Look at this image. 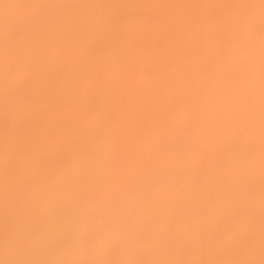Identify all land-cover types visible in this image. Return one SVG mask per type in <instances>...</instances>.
Segmentation results:
<instances>
[{
    "label": "bare ground",
    "instance_id": "1",
    "mask_svg": "<svg viewBox=\"0 0 264 264\" xmlns=\"http://www.w3.org/2000/svg\"><path fill=\"white\" fill-rule=\"evenodd\" d=\"M76 199L85 264H264V0H0V259Z\"/></svg>",
    "mask_w": 264,
    "mask_h": 264
},
{
    "label": "clouds",
    "instance_id": "2",
    "mask_svg": "<svg viewBox=\"0 0 264 264\" xmlns=\"http://www.w3.org/2000/svg\"><path fill=\"white\" fill-rule=\"evenodd\" d=\"M109 243L108 236L98 234L90 223L84 202L76 199L54 231L30 238L22 249L6 240L0 264H85L81 257ZM21 255L25 259H13Z\"/></svg>",
    "mask_w": 264,
    "mask_h": 264
}]
</instances>
